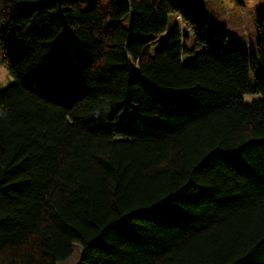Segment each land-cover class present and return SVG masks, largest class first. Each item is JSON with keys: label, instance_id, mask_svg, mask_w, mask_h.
Here are the masks:
<instances>
[{"label": "trees", "instance_id": "16d2710c", "mask_svg": "<svg viewBox=\"0 0 264 264\" xmlns=\"http://www.w3.org/2000/svg\"><path fill=\"white\" fill-rule=\"evenodd\" d=\"M257 28L226 50L175 0H0V264H264Z\"/></svg>", "mask_w": 264, "mask_h": 264}, {"label": "rangeland", "instance_id": "374dc122", "mask_svg": "<svg viewBox=\"0 0 264 264\" xmlns=\"http://www.w3.org/2000/svg\"><path fill=\"white\" fill-rule=\"evenodd\" d=\"M80 8H91L95 0H79ZM178 6L191 10L194 14L204 17L209 22V36L213 31H221L228 35L226 50L243 49L246 52H256L260 44V35L257 28L259 20L264 18V0H175ZM183 32H187L180 19ZM162 42L151 48L154 54L161 48ZM190 53L185 54L187 62L191 61L194 40L189 41ZM12 81V76L5 67H0V92ZM259 98L258 95L246 94L244 100L248 103ZM82 246L75 245L74 253L67 260L59 264H83L81 262Z\"/></svg>", "mask_w": 264, "mask_h": 264}]
</instances>
